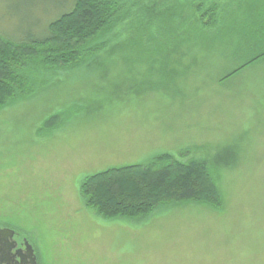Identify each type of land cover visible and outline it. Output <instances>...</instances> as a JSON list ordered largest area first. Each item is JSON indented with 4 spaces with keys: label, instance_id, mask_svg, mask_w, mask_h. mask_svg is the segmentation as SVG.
<instances>
[{
    "label": "rangeland",
    "instance_id": "374dc122",
    "mask_svg": "<svg viewBox=\"0 0 264 264\" xmlns=\"http://www.w3.org/2000/svg\"><path fill=\"white\" fill-rule=\"evenodd\" d=\"M153 1L139 2L135 33L109 28L79 64L28 60L30 91L0 108V229L37 264H264V20L242 19L264 0L174 48ZM62 8L0 0V32L43 37ZM164 155L203 162L217 205L163 199L139 218L88 208L89 177Z\"/></svg>",
    "mask_w": 264,
    "mask_h": 264
},
{
    "label": "trees",
    "instance_id": "16d2710c",
    "mask_svg": "<svg viewBox=\"0 0 264 264\" xmlns=\"http://www.w3.org/2000/svg\"><path fill=\"white\" fill-rule=\"evenodd\" d=\"M140 1L63 0L64 8L58 13L67 10L47 21L43 37L28 33L22 39H12L9 30L6 34L0 32V108L30 91L31 80L24 71L28 60L46 67L68 68L101 51L102 45H92L109 28L123 25L115 37L119 41L126 38L127 32L135 33L136 23L141 22ZM257 1L260 3L259 0H156L152 4L153 11H162L170 23L174 48L182 40L210 39L212 29L223 31L234 19L229 9L256 6ZM253 18L264 20V9L242 19L249 24ZM147 24L152 25V20ZM205 167L203 162L183 164L164 155L149 164L95 174L83 183L82 190L88 208L105 218L147 216L163 199L217 205L218 192Z\"/></svg>",
    "mask_w": 264,
    "mask_h": 264
},
{
    "label": "water",
    "instance_id": "95a60500",
    "mask_svg": "<svg viewBox=\"0 0 264 264\" xmlns=\"http://www.w3.org/2000/svg\"><path fill=\"white\" fill-rule=\"evenodd\" d=\"M13 237H14L13 231L8 229H0V254H4V256H6V253H8L10 250L14 248L15 242L13 241ZM23 245H24V253L26 254V257L29 260L28 264H37L36 257L34 255L32 247L26 241L23 242ZM22 260L23 258L21 259V261Z\"/></svg>",
    "mask_w": 264,
    "mask_h": 264
},
{
    "label": "flooded vegetation",
    "instance_id": "af4514ba",
    "mask_svg": "<svg viewBox=\"0 0 264 264\" xmlns=\"http://www.w3.org/2000/svg\"><path fill=\"white\" fill-rule=\"evenodd\" d=\"M13 241L15 242L14 248L6 253V256L0 254V264H21V262L22 264H28L29 260L24 253L23 243L19 245L15 235ZM22 258L23 260L21 261Z\"/></svg>",
    "mask_w": 264,
    "mask_h": 264
}]
</instances>
